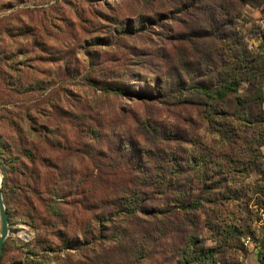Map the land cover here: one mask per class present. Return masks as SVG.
I'll return each mask as SVG.
<instances>
[{
	"label": "trees",
	"instance_id": "trees-1",
	"mask_svg": "<svg viewBox=\"0 0 264 264\" xmlns=\"http://www.w3.org/2000/svg\"><path fill=\"white\" fill-rule=\"evenodd\" d=\"M237 2L246 1L181 2L198 14L186 24L189 32L172 33L162 66L155 68L153 60L144 58L140 67L151 66L152 80L140 79L141 72L130 66L103 68L105 78L91 80L96 89L131 97L147 108L126 111L133 124L124 120L125 112L109 111L98 122L101 130L76 125L73 140L60 130L53 133L48 119L53 126L54 113H69L58 91L37 76L29 78L27 87L12 90V79L34 67H16L13 74L0 69L1 119L12 116L16 126L30 120V110L46 113L45 133L33 129L31 148H19L15 155L8 151L18 164L17 203L35 232L30 243L42 250L40 256L54 252L56 264H216L224 248L238 247L248 223L262 220L256 256L264 264V200L257 196H264L258 184L264 180L259 150L264 142V55L261 47L252 51L237 29ZM167 9L153 14L163 17L177 10ZM108 60L125 63L116 54ZM128 78L138 84L130 86ZM23 93L29 103L21 98V105L9 111L12 94ZM77 109L90 119L102 116L93 106L89 113ZM81 129L89 142L79 141ZM107 135L111 140L105 141ZM253 171L259 178L245 182ZM1 189L5 198V186ZM70 224L84 240H65ZM205 228L210 238L202 236ZM165 240L172 247L165 249ZM4 252L5 246L0 264Z\"/></svg>",
	"mask_w": 264,
	"mask_h": 264
},
{
	"label": "rangeland",
	"instance_id": "rangeland-1",
	"mask_svg": "<svg viewBox=\"0 0 264 264\" xmlns=\"http://www.w3.org/2000/svg\"><path fill=\"white\" fill-rule=\"evenodd\" d=\"M245 1L244 4L236 3L234 13L238 14L237 29L252 51H257L261 47L264 55V0ZM181 2L188 6L191 4V0H0V58H3L0 59V69L4 68L13 74V68L34 67L26 71L17 81L14 80L16 77L12 79L13 85L10 86L12 90L18 86L22 89L27 87L31 81L29 78L37 76L44 80L49 88L58 91L62 97L60 103L69 113L63 117L54 113V117L58 119L53 126H51L53 121L48 119L50 121L47 125L48 130L53 133L60 130L61 135L65 132L66 137L73 140L74 133H78L76 125L83 128L86 124H91L93 128L101 130L98 122H101L102 117L105 118L103 114L109 111L125 112L124 120L128 124H133L130 113L126 111L140 113L142 109L147 108L134 103L131 97L106 94L93 87L91 80L105 78L101 74L103 68L122 71L124 66H130L131 70H139L140 79L149 77L152 80L153 76L149 73L153 70L151 66L140 67L144 58L153 60L155 68L162 66L161 55L169 50L172 33L179 30L189 32L185 26L191 23L194 15L198 14L197 8H188ZM181 7L180 11L178 8ZM163 8L164 12L168 11L167 8H177V10L163 17L153 14L155 10L161 11ZM133 28L135 30H132ZM114 29L119 34H115ZM136 51L140 54L133 57ZM115 54L124 56L125 63L108 60ZM131 60L138 62L131 65ZM3 64H6V67H3ZM134 79L128 78L126 82L130 86H135L138 81L135 84ZM25 93L12 94L13 101L6 108L14 112L21 105L20 100L24 97L27 98L25 104H28L29 97ZM89 106H93L97 111L101 109L102 116L97 115L90 119L84 117L77 109L83 108L89 113L91 111ZM23 107L27 106L23 105ZM262 107L264 109V102ZM29 113L32 114L30 120L17 122L16 126L10 122L12 116L8 117V120L0 118V148H2L0 157L3 158L0 185L5 186V198L3 193L2 196L8 219V231L3 244V247L5 246L3 263L56 264L57 257L54 252L45 251L46 254L40 256L42 250L37 251L30 243L36 235L28 219L22 216L23 210L17 203L18 164L8 153L10 151V154L13 152L15 155L19 148L24 150L31 148L30 143L35 133L33 129L37 133H45L43 124L46 113L42 111L34 113L32 110ZM83 130L79 132L82 136L79 141L89 142V136ZM199 133L204 135L206 140L210 137L202 129ZM107 139L111 140V137L107 135L105 141ZM65 145L63 143V146ZM4 146L8 150H3ZM84 146L87 148V145ZM259 150L262 154L261 166L264 168V142ZM257 178L259 174L253 171L245 182L253 184ZM258 184L264 187V180L259 181ZM257 196L264 200V196ZM261 212L262 209L258 213ZM240 215L246 216L244 213ZM237 222L240 224V221ZM248 224L243 238L236 243L238 247L232 243L230 249L224 248V251L218 253L219 261L216 264H261L257 260L256 248L261 238L258 226L262 224V220ZM70 226L64 230L65 240L75 243L84 240V236L75 233L72 224ZM249 232L251 235H248ZM202 236L210 238V230L205 228ZM206 243L215 244L209 240ZM163 244L165 249L168 245L172 247L171 241L165 240ZM166 258H171L170 253Z\"/></svg>",
	"mask_w": 264,
	"mask_h": 264
},
{
	"label": "water",
	"instance_id": "water-1",
	"mask_svg": "<svg viewBox=\"0 0 264 264\" xmlns=\"http://www.w3.org/2000/svg\"><path fill=\"white\" fill-rule=\"evenodd\" d=\"M7 225H8L7 212H6V208L2 196V189L0 185V258L3 249L4 240L8 231Z\"/></svg>",
	"mask_w": 264,
	"mask_h": 264
},
{
	"label": "bare ground",
	"instance_id": "bare-ground-1",
	"mask_svg": "<svg viewBox=\"0 0 264 264\" xmlns=\"http://www.w3.org/2000/svg\"><path fill=\"white\" fill-rule=\"evenodd\" d=\"M0 180H1V177H0Z\"/></svg>",
	"mask_w": 264,
	"mask_h": 264
}]
</instances>
